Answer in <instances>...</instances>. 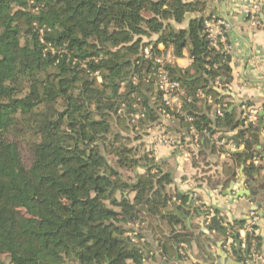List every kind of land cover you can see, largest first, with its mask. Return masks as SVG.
Instances as JSON below:
<instances>
[{
  "label": "trees",
  "instance_id": "trees-1",
  "mask_svg": "<svg viewBox=\"0 0 264 264\" xmlns=\"http://www.w3.org/2000/svg\"><path fill=\"white\" fill-rule=\"evenodd\" d=\"M206 8L205 0H0V257L8 261L0 264H143L146 244L133 242L128 223L146 224L166 262L180 259L192 242L185 217L200 206L169 192L172 173L142 142L160 121V96L146 82L151 64L141 54L158 44L175 58L187 52V69L169 68L192 96L193 122L178 123L195 128L199 151H215L212 136L238 124L214 89L215 81L226 84L231 57L205 39ZM198 90L222 117L212 107L195 112ZM17 127L31 137L28 165L7 137ZM252 128L237 139L249 141ZM255 153L246 143L229 153L225 187L237 162ZM221 223L210 229L232 231ZM254 239L247 237L250 246Z\"/></svg>",
  "mask_w": 264,
  "mask_h": 264
},
{
  "label": "crops",
  "instance_id": "crops-1",
  "mask_svg": "<svg viewBox=\"0 0 264 264\" xmlns=\"http://www.w3.org/2000/svg\"><path fill=\"white\" fill-rule=\"evenodd\" d=\"M190 1V0H185ZM204 1V0H199ZM207 2L206 14L218 11L219 4L217 0H205ZM226 0L225 6L223 1L220 3L222 9L225 10L228 20L231 23L235 9L234 3H242L246 5V0ZM244 1V2H243ZM243 20L240 13L236 20ZM250 25V24H249ZM232 26V24H231ZM250 31H245L242 26L233 25L231 32L226 37L227 45L230 50V63L227 68V82L224 85L215 81L214 89L224 97V104H230L228 112L233 114V123L238 124V128L232 131L217 132L211 140L215 151L211 148L199 151V145L194 144L192 136L188 130L184 129L179 123H170L165 121L164 126L166 132L180 142V147L172 149L165 146H153L150 128L145 137L142 138L146 151L152 153L156 162L167 165L172 173L173 184L169 187L171 194H189V201H194V207H199L200 213L195 214L192 209L189 210L190 215L185 217L187 233L191 235L192 242L190 245L183 246L180 251V259L176 257L166 262L160 256L158 244L152 239L151 233L146 230V224L140 225L127 224L126 229L132 230L131 236L133 242L139 241L146 244V254L143 264H226L225 258H213L214 254H218L219 250L216 243L223 240L221 233L217 229H210L214 219L222 220V225L237 234L238 240H243L246 235L243 232V226L246 223V217L249 212L256 211L258 215L264 212V188L256 189V202L240 198L234 200L233 195L228 194L230 184L224 186L225 178L222 175V164L230 163L229 153H241L245 150V141L237 139V135L244 123V116L254 110V126L257 123V114L264 109V43L262 42L263 34L260 30L251 27ZM192 63L186 51L183 52L181 58H175V65L180 69H187ZM221 80H225L224 77ZM229 88V89H228ZM197 99V98H196ZM193 105L196 113L207 114V108L212 107L216 111L219 107L214 104H207L205 99H197ZM225 106V105H224ZM136 115V114H135ZM134 116V115H133ZM208 116V115H207ZM264 121V118H263ZM253 126V127H254ZM225 135L227 140H220V136ZM232 139L237 140L235 143ZM250 146L257 150L256 152L260 162L253 165L252 159L245 164V157L238 161V167L234 169L235 180L240 179L251 182L249 176L255 181L257 186L264 187V144H260L258 137L249 139ZM217 142H223L222 145ZM232 163V162H231ZM243 164L242 175L241 165ZM253 165L255 168L252 173H246V166ZM143 174V171H137ZM261 174V175H260ZM263 176V177H262ZM232 179V180H233ZM242 192L247 190L246 184L241 189ZM134 194L129 195L132 200ZM172 202L179 204L176 198ZM258 204V208L256 205ZM255 208V209H254ZM244 222L243 226L234 223ZM257 233L253 236L255 241V249L260 255V264H264V219L262 218L257 227ZM230 229L227 232L230 235ZM141 238L136 240L135 235ZM229 238L223 246V250L230 253L227 245L231 243ZM207 249V251H206ZM232 257V256H231ZM234 258V257H233Z\"/></svg>",
  "mask_w": 264,
  "mask_h": 264
},
{
  "label": "built area",
  "instance_id": "built-area-1",
  "mask_svg": "<svg viewBox=\"0 0 264 264\" xmlns=\"http://www.w3.org/2000/svg\"><path fill=\"white\" fill-rule=\"evenodd\" d=\"M218 4V11L210 12L204 16L203 34L209 42L210 47L218 50L220 46H223L225 51H229L230 47L227 45L226 37L231 32L232 26L227 15H225V10L222 9L220 3ZM237 6L238 4L235 2L234 7L237 8ZM245 8L248 9L250 15L248 17L250 26L262 32V42L264 43V0H246ZM141 56L143 60L151 64L150 73L147 76L146 82H153L160 96V121L151 130L152 145L165 146L172 149L178 148L180 147V142L166 132L164 122L178 123L179 120H182L185 123L191 124L193 118L188 113L187 106L192 103V96L186 92L180 81L171 76L169 68L175 63V57L171 49H165L162 44H158L155 51L150 47L144 48ZM93 76L96 77L98 82H101V77L98 72L93 73ZM195 98L205 99L209 105L213 102L212 98L205 95L201 90L195 93ZM255 114L256 112L254 110H250L244 116L245 120L241 131H245L254 126ZM222 115V108L218 107L215 111V116L222 117ZM142 117V112L134 115L132 117V123H136ZM187 130L190 136H192L194 144H198V133L195 128L190 126ZM217 144L222 145L223 142H217ZM259 162L260 158L258 157L252 159L253 165H257ZM262 218L264 219V212H261V215H258L256 211L249 212L246 217V223L242 228L246 237L243 240H239L242 249L245 248L247 237H252L255 235V232L257 233L256 229ZM234 246L235 244L232 240L227 245L228 251L230 252ZM250 252L254 264H260L261 259L255 249V241H252Z\"/></svg>",
  "mask_w": 264,
  "mask_h": 264
},
{
  "label": "water",
  "instance_id": "water-1",
  "mask_svg": "<svg viewBox=\"0 0 264 264\" xmlns=\"http://www.w3.org/2000/svg\"><path fill=\"white\" fill-rule=\"evenodd\" d=\"M226 4V0H223V5L225 6ZM225 71H227V68L225 69ZM257 118V123L256 125L252 128L253 130V137L257 138L258 137V141L260 142V144H264V109H262L256 116ZM235 143H237V140L232 139ZM246 144H251L250 141H245ZM252 151H256L257 150L255 148H252ZM243 172V164L241 165V175ZM242 178H244L243 176L240 177V179L235 180L233 179L230 182V188H229V192L228 194H224L226 195H233L234 200H238L240 198H245L247 200H251L252 203L256 202V193L255 191H257L256 189H260L263 190L264 187L262 186H257L256 185V181L249 176V178L251 179V182L246 181V180H242ZM245 179V178H244ZM246 184L247 190H245V192H242V188L244 187V185ZM256 208H258V204H255ZM255 209V208H254ZM223 237V240L219 243H216V246L218 247V254H214L213 258H225L227 261L226 264H254L252 257H251V252H250V245L249 242L246 241V245L245 248L242 249L241 247V242L238 240L237 235H232V236H228L227 233H224L222 231H219ZM231 238L234 241L235 246L231 249L230 253H227L223 250V246L224 244L227 242V240ZM207 251V249H206ZM232 256V257H231ZM234 257V258H233Z\"/></svg>",
  "mask_w": 264,
  "mask_h": 264
},
{
  "label": "rangeland",
  "instance_id": "rangeland-1",
  "mask_svg": "<svg viewBox=\"0 0 264 264\" xmlns=\"http://www.w3.org/2000/svg\"><path fill=\"white\" fill-rule=\"evenodd\" d=\"M32 1L33 0H30V5H31ZM238 2H240V1L238 0ZM234 9H235V13H234L235 17H233V19L231 20L232 26L233 25L234 26L237 25V22H238V25L242 26L245 31L246 30L250 31L251 28H250V25H249V18H248L250 15L248 13V9L245 8V5H242V3H239L237 8L234 7ZM239 13H240L241 18H244V19L243 20L240 19L239 21H237L236 17H237V15ZM39 34L41 35L42 31H39ZM7 137H9L10 140L17 141L19 143L20 153H21V155L23 157V160H24L25 164L28 165L29 164V154H28V151H27V147H29V142H30V138L31 137H29V135H25L22 131H20L19 127H17L16 131H14L13 133L11 132L9 134V136H7ZM138 171H141V170L139 169ZM0 260L4 261L5 263L8 262L6 257H4V256H1Z\"/></svg>",
  "mask_w": 264,
  "mask_h": 264
}]
</instances>
